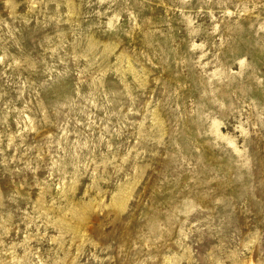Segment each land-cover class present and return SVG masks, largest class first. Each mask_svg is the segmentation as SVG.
I'll list each match as a JSON object with an SVG mask.
<instances>
[{"label":"rangeland","instance_id":"obj_1","mask_svg":"<svg viewBox=\"0 0 264 264\" xmlns=\"http://www.w3.org/2000/svg\"><path fill=\"white\" fill-rule=\"evenodd\" d=\"M0 264H264V0H0Z\"/></svg>","mask_w":264,"mask_h":264}]
</instances>
